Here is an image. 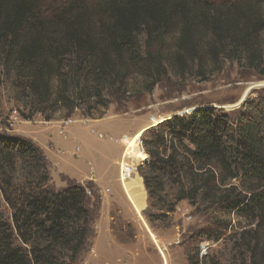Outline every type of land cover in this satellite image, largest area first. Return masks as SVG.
Returning <instances> with one entry per match:
<instances>
[{"label": "trees", "instance_id": "1", "mask_svg": "<svg viewBox=\"0 0 264 264\" xmlns=\"http://www.w3.org/2000/svg\"><path fill=\"white\" fill-rule=\"evenodd\" d=\"M230 1L236 9L264 5ZM90 2L0 0V81L24 103L23 118L80 110L100 119L94 110L150 92L168 76L205 75L209 64L219 70V56H246L258 67L252 25L230 15L219 24L222 8L210 0ZM257 73L264 77V65ZM142 146L148 157L139 174L157 218L186 200L201 214L235 213L252 225L217 255L188 253V264H264V88L230 113L199 106L173 115L146 128ZM66 181L53 185L32 140L0 133V196L9 211L0 209V264H78L95 234L91 186ZM225 228L217 221L199 236L216 242Z\"/></svg>", "mask_w": 264, "mask_h": 264}, {"label": "rangeland", "instance_id": "2", "mask_svg": "<svg viewBox=\"0 0 264 264\" xmlns=\"http://www.w3.org/2000/svg\"><path fill=\"white\" fill-rule=\"evenodd\" d=\"M46 1L50 4L60 0ZM82 1L91 3L92 0ZM210 1L222 8L219 24L230 15L237 19L238 26L246 22L249 27L252 25L250 38L254 41V50L250 57L258 58V61L253 60L257 68L248 64L246 56L239 60L219 56V70L209 64L205 75L168 76L150 92L139 93L120 105L111 103L106 109L94 110V116L103 114L98 120L84 116L80 110L66 117L65 111L60 110L49 121L39 113L25 119L28 110L23 107L24 103L14 100V90L1 79L0 133L24 137L39 146L49 162L56 188L64 187L66 179L70 178L82 181L83 186H91L95 234L78 264H188V253L197 251L199 257L217 255L222 248L235 245L238 234L251 232L252 225L235 213L210 210L201 214L200 209L194 210L186 200L178 202L173 212L157 218L156 210L148 205L146 191L145 209L138 213L120 179L119 165L111 162L125 149V144L118 139L122 135L139 134L138 148L144 160L135 161L132 156H126L125 161L134 167L133 177L135 174L140 177L139 169L144 168L148 155L142 146L143 129L136 132L138 129L156 126L163 119L190 113L199 106L221 108L230 113L240 109L245 101L254 99L264 88V77L257 73L264 65V5H243L236 9L230 0ZM138 84L135 79L129 83L132 89ZM88 177L91 179L86 182ZM110 197H116L118 206L107 203ZM0 209L6 216L9 214L1 196ZM217 221L226 227L222 229V238L214 242L199 236L201 229ZM232 256L240 257L239 252ZM222 260L220 258V262Z\"/></svg>", "mask_w": 264, "mask_h": 264}, {"label": "bare ground", "instance_id": "3", "mask_svg": "<svg viewBox=\"0 0 264 264\" xmlns=\"http://www.w3.org/2000/svg\"><path fill=\"white\" fill-rule=\"evenodd\" d=\"M138 142H140L139 134L127 137L125 140L124 160L121 162V180L132 205L139 213L145 204L144 186L137 174L133 177L134 167L132 164L125 161L126 156H132L135 161H141L144 158V154L139 151Z\"/></svg>", "mask_w": 264, "mask_h": 264}, {"label": "crops", "instance_id": "4", "mask_svg": "<svg viewBox=\"0 0 264 264\" xmlns=\"http://www.w3.org/2000/svg\"><path fill=\"white\" fill-rule=\"evenodd\" d=\"M98 120V119H97ZM147 128V126H144V127H142V128H140V129H138L136 132H138V131H140V130H142L143 129V131L145 130ZM121 157H122V152L119 154V156H118V158H116L115 160H111V162L112 163H114L115 165H119V162H120V160H121ZM70 178V177H69ZM70 179H74V178H70ZM91 179V177H88L87 179H86V182H87V180L89 181ZM75 180V179H74ZM76 182H79V183H81L80 181H76ZM92 182H93V184H95L94 182H97V180H95V178L92 180ZM146 197V196H145ZM102 204H104L103 202H101ZM107 203L108 204H110V206H112V207H116V206H118V203H117V201H116V197H110L108 200H107ZM145 206H146V199H145V204H144V207L141 209V210H143V209H145ZM119 210V209H118ZM136 210V209H135ZM140 210V211H141ZM151 237H153V235L151 234Z\"/></svg>", "mask_w": 264, "mask_h": 264}, {"label": "built area", "instance_id": "5", "mask_svg": "<svg viewBox=\"0 0 264 264\" xmlns=\"http://www.w3.org/2000/svg\"><path fill=\"white\" fill-rule=\"evenodd\" d=\"M99 134V133H98ZM99 137H102V134H99ZM126 137H127V135H122L118 140L120 141V142H122L123 144H125V140H126ZM124 146V145H123ZM122 160L120 161V163H119V169H120V179H121V173H122V170H121V162L124 160V150H123V153H122ZM144 160V159H143ZM146 161V160H145Z\"/></svg>", "mask_w": 264, "mask_h": 264}, {"label": "water", "instance_id": "6", "mask_svg": "<svg viewBox=\"0 0 264 264\" xmlns=\"http://www.w3.org/2000/svg\"><path fill=\"white\" fill-rule=\"evenodd\" d=\"M193 109H194V108H193ZM193 109H192V110H193ZM176 115H177V114H176ZM163 120H165V119H163ZM145 160H146V159H145Z\"/></svg>", "mask_w": 264, "mask_h": 264}]
</instances>
